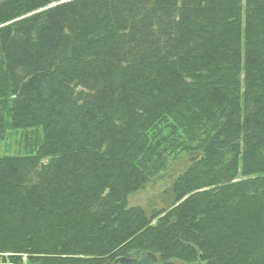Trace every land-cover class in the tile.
Wrapping results in <instances>:
<instances>
[{"label": "trees", "instance_id": "1", "mask_svg": "<svg viewBox=\"0 0 264 264\" xmlns=\"http://www.w3.org/2000/svg\"><path fill=\"white\" fill-rule=\"evenodd\" d=\"M0 54V255L264 264V0H5ZM170 119L203 157L149 216Z\"/></svg>", "mask_w": 264, "mask_h": 264}, {"label": "rangeland", "instance_id": "2", "mask_svg": "<svg viewBox=\"0 0 264 264\" xmlns=\"http://www.w3.org/2000/svg\"><path fill=\"white\" fill-rule=\"evenodd\" d=\"M3 63V57L0 54V76L4 74ZM239 93L242 95L245 93V86L242 82L239 86ZM7 98L10 99V97L8 96ZM170 121L171 122H164L161 127L159 125L155 126L152 131L154 132V134L160 137L164 138L165 136H167L181 142V147H183V149H181L180 152L177 153H167L165 155V167L162 168L153 177H151L142 189L129 196V204L132 206H139L143 208L149 216H151L154 211L167 210L172 207V205H174L175 195L173 193V186L175 182L182 174L187 172L195 162L199 161L203 157L202 152L184 149L189 148V146H187V143L189 142L187 135L185 134L183 129L177 127L171 119ZM28 133L29 131L17 132L8 130L6 136L2 140H0V157L4 155L30 153L32 151V148L24 150V139ZM157 139L158 138L156 136V140ZM5 254H7L8 256H4ZM5 254L0 255L1 263L5 262L4 260L10 259V256L12 255L11 253ZM21 258L22 261H24V258H26L27 261V255H23L21 256ZM174 261L180 262L178 260Z\"/></svg>", "mask_w": 264, "mask_h": 264}, {"label": "water", "instance_id": "3", "mask_svg": "<svg viewBox=\"0 0 264 264\" xmlns=\"http://www.w3.org/2000/svg\"><path fill=\"white\" fill-rule=\"evenodd\" d=\"M4 1L5 0H0V5ZM2 264H17V263L5 262ZM111 264H187V263L175 262V261L159 262L158 257L154 253L144 252L139 257H136V258L123 257V258L116 259Z\"/></svg>", "mask_w": 264, "mask_h": 264}, {"label": "built area", "instance_id": "4", "mask_svg": "<svg viewBox=\"0 0 264 264\" xmlns=\"http://www.w3.org/2000/svg\"><path fill=\"white\" fill-rule=\"evenodd\" d=\"M4 256H8L7 254H5ZM8 260V259H7ZM24 262H26V258H24ZM0 263H1V260H0ZM26 264V263H25Z\"/></svg>", "mask_w": 264, "mask_h": 264}, {"label": "bare ground", "instance_id": "5", "mask_svg": "<svg viewBox=\"0 0 264 264\" xmlns=\"http://www.w3.org/2000/svg\"><path fill=\"white\" fill-rule=\"evenodd\" d=\"M157 256V255H156ZM136 258V257H135ZM159 259V258H158Z\"/></svg>", "mask_w": 264, "mask_h": 264}]
</instances>
